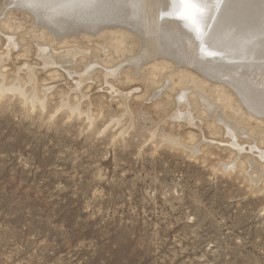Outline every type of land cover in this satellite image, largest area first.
I'll use <instances>...</instances> for the list:
<instances>
[{"label":"rangeland","instance_id":"374dc122","mask_svg":"<svg viewBox=\"0 0 264 264\" xmlns=\"http://www.w3.org/2000/svg\"><path fill=\"white\" fill-rule=\"evenodd\" d=\"M3 2L0 53L4 36L16 38L18 47L0 65L6 74L0 87L20 82L27 93L35 89L43 106L0 92V264H264V173L252 170L256 161L264 166L262 137L249 140L241 131L233 143L212 122L221 116L232 122L221 108L209 116L189 109L192 127L177 122L179 91H169L160 76L146 79L148 65L135 77L136 67L127 63L138 54L131 53L133 38L116 52L111 33L98 38V31L93 43L78 36L88 60L66 68L76 70L73 79L61 68L44 69L34 56L37 46L55 54L66 46L41 38L46 31L33 25L26 6ZM108 2L139 7L134 25L147 30L141 0ZM102 45L108 52L98 51ZM90 63L81 98L74 77ZM24 64L34 65L32 84L15 69ZM231 99L227 112L236 105ZM63 102L79 110L72 113ZM167 137L195 146L194 154Z\"/></svg>","mask_w":264,"mask_h":264},{"label":"bare ground","instance_id":"6f19581e","mask_svg":"<svg viewBox=\"0 0 264 264\" xmlns=\"http://www.w3.org/2000/svg\"><path fill=\"white\" fill-rule=\"evenodd\" d=\"M55 1L57 0H50V2ZM101 1L103 0H98L97 3ZM104 1L108 2V0ZM29 2L30 0H4L3 6L6 5V7H8V4L9 6H12V4L15 3V7L17 5H22L24 7ZM200 2L203 3L205 0H200ZM207 2H211V0H207ZM226 3L230 6L227 24L231 25L232 31H229L226 26H222L219 23L212 25V33L214 34L217 47L223 54L222 57H216L213 59L201 56L198 51L199 41L195 39V32L191 30L190 26L186 25L185 21L180 20L177 16V13L180 11L179 0H141L140 5L142 10H140L147 17L145 19V29L147 30L144 31H141L142 29L138 30V28L135 27L136 18L134 12L139 7H130L131 9H127L126 6L117 5L116 2L114 5L112 2L104 3L102 7L99 5L101 8L83 7L73 11H51L52 14H57H55V16L52 15L49 10L50 13H47V11L46 13H40V11L38 12L34 8L27 7L33 25L40 27L48 33L47 35L45 32H41V38L46 39L50 46L54 43H61L66 46L65 50L61 52L59 51V53L56 52L57 54L51 51V47L37 46L34 51V56L39 59L40 64L44 69L56 70V68H61L65 71L67 76L73 79L72 75L75 76L76 70L66 68H75V65L79 60H88L87 53L89 50L87 49L86 51L80 47L78 40H76L78 36H83L87 38L86 41L93 43L94 41L91 39L97 35L98 31H102L101 34L98 35V38H101V36L103 37V35L106 34L110 35L111 33L115 36L113 40L116 41V44L113 48L116 52H118L119 46L125 43L124 40L126 38H133L135 39L134 44L136 45V48L131 53L137 52L138 54L136 56L132 55L133 57L127 56L129 58L127 63L133 65V69L136 67L135 71H137V75L135 77H137L139 73H143V75L145 73V71L141 70L140 66L148 65L146 68V79H154L155 77L160 76L167 81V83H165L167 84L169 91H179L175 96L176 102L174 103V105L177 104L178 107L177 109L176 105L174 107L176 109H174V119L177 122L181 120L187 122V124L192 127L195 126L193 123L194 117H192L193 113H191L189 109L196 108V111H199L196 113H200L201 115L208 114L207 116H209L212 115L210 114V112H213L211 110L221 108L222 112H225L226 116L232 122H227L225 119L221 118L222 116L217 117V121L215 120L212 122L213 124H216L217 127L221 128V130L225 131L226 135L230 136L233 143H235L236 140L241 139L238 138L240 136L237 135V132L239 133L241 131L250 135H248L249 137H246L249 140H253L251 136H255L253 141H256V139L261 136V140L263 141L264 99L261 98L260 93L264 92V0H226ZM136 6H138L137 3ZM8 9L6 8L4 11ZM161 12H167L170 13V15L161 19ZM207 14L208 10L205 9V16H207ZM217 20H221L219 15L217 16ZM114 27H119L120 30L116 29L109 33H107L108 31L102 30L106 28L112 29ZM201 28L202 30L204 28L203 22L201 23ZM3 38L2 45L4 47L0 53V65H4L5 61L12 54L11 52L18 47L15 40L16 38L14 39L13 36H4ZM140 46L143 50L139 49ZM101 47H96L99 52H108V45H102ZM139 51H141V53H139ZM91 64L92 63L84 67V73L78 74L79 76L76 78L74 77L76 80L73 85L74 91L78 92L81 95V98L83 97L82 87H84L87 82L86 76L88 72L94 68ZM95 65L97 66V64ZM33 66L24 64L21 68L19 66V68L15 69H17L18 73L24 70L23 72L26 73L24 74L27 77V79L25 78V82L32 84L35 82ZM212 68H214L212 70L213 73L211 72ZM1 69L2 68H0V78L4 79L6 74H4ZM108 72L109 71H107L106 74ZM118 72L120 73V71ZM130 80L131 74L125 77L124 82ZM25 87L27 86H24V88ZM41 89L39 88V90ZM165 89L163 88L164 91ZM42 90L45 89L43 88ZM195 90H199L205 94L207 93L206 95L209 98ZM0 92L17 93L19 96H22L26 102H30L29 104H34L36 101H39L40 105L43 106V101L39 100L35 89H32L30 91L31 93H27L23 90V85L20 82L9 88L1 86ZM232 97L235 98L234 103H236V105L228 107L231 112H227L226 104L228 102L229 105H233V102H231ZM198 98L202 99V101H197ZM126 100L127 99L123 100V102ZM197 102L201 105L206 104L207 106H203L201 108L203 110H201L198 108ZM213 102L215 103L213 104ZM216 103L219 104V106L216 105ZM124 104H126V102H124ZM63 106L73 111L72 113L79 110L78 105L71 107L63 102ZM183 106L188 107L187 110H180ZM203 120L205 119L202 118L200 122L203 123ZM236 126L243 127L237 130L235 129L237 128ZM165 140L171 143V145L190 149L192 152L194 151L195 146H186L181 143L178 138L167 137ZM232 163L230 162L229 164L224 165V167L231 166ZM256 163L257 161L252 163V170L259 171L260 174L264 173V166ZM251 180H257L256 176L251 177Z\"/></svg>","mask_w":264,"mask_h":264},{"label":"snow or ice","instance_id":"6c2138e0","mask_svg":"<svg viewBox=\"0 0 264 264\" xmlns=\"http://www.w3.org/2000/svg\"><path fill=\"white\" fill-rule=\"evenodd\" d=\"M25 6L45 11L62 9L73 11L83 7H96L97 5L94 0H57V2L30 0ZM179 8L180 11L177 16L180 20L185 21L186 25L190 26L191 30L195 32V39L199 41L198 51L201 56L213 59L222 57L223 54L217 47L214 34L212 33V25L219 23L222 26H226L229 31H232L231 25L227 24L230 6L226 3V0H211V2L205 0L203 3L200 0H179ZM205 9L208 10L207 16H205ZM167 15H170V13L161 12L160 18L163 19ZM218 15L221 17L220 21L217 20ZM202 22L204 24L203 30L201 28ZM260 95L264 99V92H261Z\"/></svg>","mask_w":264,"mask_h":264}]
</instances>
